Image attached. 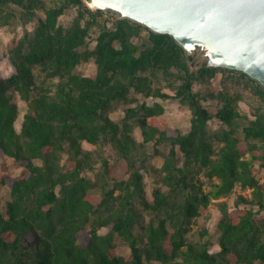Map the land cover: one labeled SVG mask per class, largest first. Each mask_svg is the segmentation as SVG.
<instances>
[{
  "label": "trees",
  "instance_id": "trees-1",
  "mask_svg": "<svg viewBox=\"0 0 264 264\" xmlns=\"http://www.w3.org/2000/svg\"><path fill=\"white\" fill-rule=\"evenodd\" d=\"M17 23L31 29L0 54L11 68L0 74V157L27 175L2 179L0 264H264L263 87L240 71L192 69L170 36L82 0H0V26ZM89 60L94 73H79ZM216 73L219 87L194 88ZM237 89L256 101L247 114ZM13 91L26 104L18 130ZM138 97L175 100L189 112V128L169 132L163 104ZM118 109V120L109 117ZM144 173L155 177L151 199ZM199 175L212 188L204 190ZM235 185L250 198L219 204L218 251L188 241L210 199ZM116 237L128 256L116 254Z\"/></svg>",
  "mask_w": 264,
  "mask_h": 264
},
{
  "label": "water",
  "instance_id": "water-1",
  "mask_svg": "<svg viewBox=\"0 0 264 264\" xmlns=\"http://www.w3.org/2000/svg\"><path fill=\"white\" fill-rule=\"evenodd\" d=\"M170 36L198 68L236 70L264 88V0H85Z\"/></svg>",
  "mask_w": 264,
  "mask_h": 264
},
{
  "label": "rangeland",
  "instance_id": "rangeland-1",
  "mask_svg": "<svg viewBox=\"0 0 264 264\" xmlns=\"http://www.w3.org/2000/svg\"><path fill=\"white\" fill-rule=\"evenodd\" d=\"M86 5V1L82 0ZM108 16L116 17L114 14L106 13ZM73 16V12L70 10L66 14L62 15L59 18V22L63 25H67ZM117 18V17H116ZM24 28L27 30L31 29V24H27L25 27L20 23L17 24H10L6 26H0V54L6 51L7 46L12 42V40H18L23 32ZM144 35V33H143ZM136 39H134L135 41ZM192 69H196L192 65ZM76 70L79 73L84 75H90L94 73L95 66L91 60L87 62L80 63ZM11 73L10 65L5 60H0V74L3 76H9ZM35 80L39 82L43 78V74L40 73L38 69H34ZM221 77L220 73H216V75L210 79V82L204 86L194 85L196 90H201L205 92L206 88H217L220 85L219 78ZM241 93V100L238 102V110L241 113H248L250 105H255L256 101L252 98L250 93L244 89H237ZM169 94L170 92L166 89ZM140 101H145L147 104H151L154 101H159L164 106V112L162 114V118L166 121L167 128L169 132H174L176 130L186 131L189 128V112L183 106H180L175 100L167 99L165 101H160L159 99H142L138 97ZM12 101L17 104L18 107V115L14 122V127L16 130L19 129L20 123L22 121L23 114L26 110V104L23 100L20 99L18 93L13 91V98ZM206 106H213L214 103H211L209 100L204 102ZM122 111L118 109L115 112H112L109 117L114 120H118L120 116H122ZM212 128H215L217 123L212 121L210 123ZM134 136L139 140L140 136L138 131L134 132ZM84 148H88L87 145H83ZM162 162V158L157 157L156 159L152 160L154 166H160ZM27 175V171L18 166L14 160L10 157H6L5 155L0 157V203L7 197V186L3 184V178H21ZM199 179L203 182L204 190H209L212 188L211 182L207 180V178L203 175L198 176ZM155 177L149 176L144 173V186L146 192V198L151 199V192L153 187L155 186ZM257 180L260 184H264V169L259 172L257 176ZM212 182H217L216 179H212ZM238 196H244L250 198V189H242L239 185H235L232 191L225 195L220 196L217 199H210V204L208 206V213L203 215L199 218H196L194 223L191 226L190 231L186 234V239L190 242H198V243H207L208 252L214 253L218 251V246L216 245V238H217V229L216 224L220 218V211H219V204L225 203L228 208H232L234 206L235 199ZM260 216H264V211L260 213ZM145 219L147 220L148 217L146 216ZM106 232L105 228L99 230V233L103 234ZM115 245H116V254L122 256H128L130 254L129 248L125 245L123 240L116 237L115 238ZM145 264H157V262H146Z\"/></svg>",
  "mask_w": 264,
  "mask_h": 264
}]
</instances>
